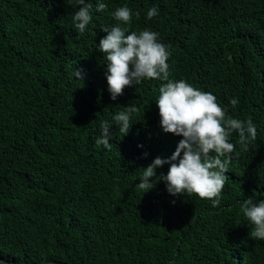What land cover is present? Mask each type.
<instances>
[{
    "label": "trees",
    "instance_id": "trees-1",
    "mask_svg": "<svg viewBox=\"0 0 264 264\" xmlns=\"http://www.w3.org/2000/svg\"><path fill=\"white\" fill-rule=\"evenodd\" d=\"M85 2L92 21L79 34L75 0H0V264H264V240L240 209L264 198V0H102L103 12ZM125 5L140 12L130 31L148 28L170 46L171 79L257 126L248 150L230 138L236 152L219 207L170 196L163 181L136 189L141 169L168 159L183 137L162 130V81L110 99L98 46ZM153 6L159 15L148 20ZM129 104L138 111L123 136L112 117ZM104 121L110 150L95 144Z\"/></svg>",
    "mask_w": 264,
    "mask_h": 264
},
{
    "label": "clouds",
    "instance_id": "clouds-1",
    "mask_svg": "<svg viewBox=\"0 0 264 264\" xmlns=\"http://www.w3.org/2000/svg\"><path fill=\"white\" fill-rule=\"evenodd\" d=\"M75 4L78 10L73 14L72 23L78 33L83 34L92 21L93 5L85 0H75ZM106 7L102 0H97L95 11L103 12ZM158 15L155 6L146 13L148 20ZM111 16L116 23L101 28L106 36L100 39L98 46L107 61L105 76L110 99L116 101L126 87L139 85L146 79L162 81L155 101L162 130L183 137L168 159L157 156L149 166L141 169L136 189L145 194L163 181L170 196L195 195L199 199L210 200L212 207H219L222 190L229 180L226 173L229 172L232 154L236 152V145L230 142V138L233 133L238 134L241 149L248 150L257 140V126L251 117L246 120L233 118L228 108L222 107L212 93L194 88L186 80L171 79L168 64L170 46L160 42L158 32L145 28L137 33L128 27L133 18L140 19L139 11L134 12L125 5L117 8ZM72 75L78 81L84 79L80 70L74 69ZM229 103L235 109L239 99L233 98ZM116 108L119 110L112 120L118 131L126 136L138 108L134 104ZM112 127L107 121L101 123V134L95 141L97 147L111 149ZM165 164L170 166L167 175L160 173L157 176L156 170ZM240 209L251 225L250 235L264 240V198L245 199Z\"/></svg>",
    "mask_w": 264,
    "mask_h": 264
},
{
    "label": "water",
    "instance_id": "water-1",
    "mask_svg": "<svg viewBox=\"0 0 264 264\" xmlns=\"http://www.w3.org/2000/svg\"><path fill=\"white\" fill-rule=\"evenodd\" d=\"M5 263H7V264H13V263H10V262H7V261ZM50 264H63V263H61V262H53V263H50Z\"/></svg>",
    "mask_w": 264,
    "mask_h": 264
}]
</instances>
